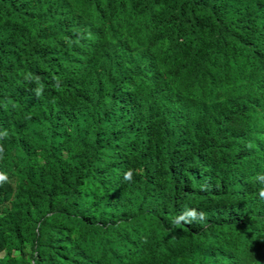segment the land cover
<instances>
[{"label": "trees", "instance_id": "1", "mask_svg": "<svg viewBox=\"0 0 264 264\" xmlns=\"http://www.w3.org/2000/svg\"><path fill=\"white\" fill-rule=\"evenodd\" d=\"M0 264H264V0H0Z\"/></svg>", "mask_w": 264, "mask_h": 264}]
</instances>
